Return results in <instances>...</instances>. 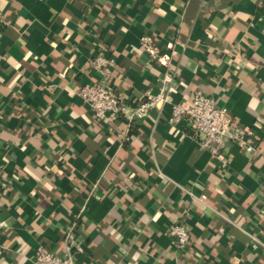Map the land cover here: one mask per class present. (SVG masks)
<instances>
[{"label":"crops","instance_id":"0c3cea01","mask_svg":"<svg viewBox=\"0 0 264 264\" xmlns=\"http://www.w3.org/2000/svg\"><path fill=\"white\" fill-rule=\"evenodd\" d=\"M0 264L39 246L80 264H264V0H0ZM172 54L173 101L195 91L249 127L255 153L203 149L171 104L97 119L79 95L113 86L129 113L157 93ZM114 56L103 74L91 59ZM190 232L185 249L169 227Z\"/></svg>","mask_w":264,"mask_h":264},{"label":"built area","instance_id":"2783aa9c","mask_svg":"<svg viewBox=\"0 0 264 264\" xmlns=\"http://www.w3.org/2000/svg\"><path fill=\"white\" fill-rule=\"evenodd\" d=\"M0 22H3L1 10ZM140 46L148 54L150 61L165 66L158 92H147L139 98L130 112L126 113L125 106L113 86L102 81L87 83L80 89L79 95L97 119L113 122L123 116L131 121L142 118L151 109H161L169 103L171 104L169 123L173 126L187 127L194 137H198L200 146L209 151L212 156H222L229 143L238 145L248 153L256 152V147L250 139L251 129L236 124L228 108L220 105L217 98L197 90L190 104L174 102L173 92L177 72L172 64V54L164 52L148 34L141 36ZM115 64L116 60L112 55L98 54L91 59V65L103 74H106V70ZM169 231L179 249H185L188 246L190 232L184 224H171ZM78 250L80 248L69 235L66 250L62 254L45 246H39L33 256L34 264H80L76 257Z\"/></svg>","mask_w":264,"mask_h":264}]
</instances>
